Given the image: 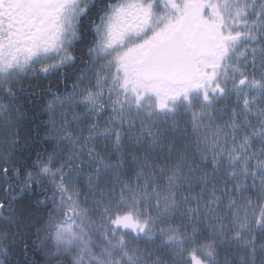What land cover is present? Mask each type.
I'll use <instances>...</instances> for the list:
<instances>
[{"label": "snow or ice", "instance_id": "1", "mask_svg": "<svg viewBox=\"0 0 264 264\" xmlns=\"http://www.w3.org/2000/svg\"><path fill=\"white\" fill-rule=\"evenodd\" d=\"M0 264H264V0H0Z\"/></svg>", "mask_w": 264, "mask_h": 264}]
</instances>
